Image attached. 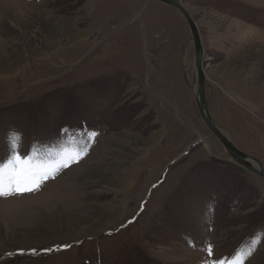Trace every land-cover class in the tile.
<instances>
[{
  "label": "rangeland",
  "instance_id": "1",
  "mask_svg": "<svg viewBox=\"0 0 264 264\" xmlns=\"http://www.w3.org/2000/svg\"><path fill=\"white\" fill-rule=\"evenodd\" d=\"M182 1L216 125L264 165V0ZM194 77L188 23L161 1L0 0V160L11 132L42 156L98 133L40 190L0 197V264H202L257 237L246 264H264V178L210 133Z\"/></svg>",
  "mask_w": 264,
  "mask_h": 264
},
{
  "label": "snow or ice",
  "instance_id": "2",
  "mask_svg": "<svg viewBox=\"0 0 264 264\" xmlns=\"http://www.w3.org/2000/svg\"><path fill=\"white\" fill-rule=\"evenodd\" d=\"M64 131L67 134L68 130ZM97 136L98 133L94 130L82 132L80 134L82 143L75 144L71 150H68V146L61 145L58 150H52L42 156L36 145H33L31 152L22 153L23 138L19 133L11 132L8 137V155L0 160V197L40 190L47 180L55 179L64 169L83 159ZM258 240V237L252 239L250 247L240 248L231 257L212 258L203 261L202 264H246L256 251ZM70 247V244L65 243L62 247L57 246L55 251ZM51 251H53L51 248L45 249V252ZM207 253L209 257H213L214 250L211 245L208 246ZM32 254L36 255L37 250L33 249ZM8 255L11 256L12 253Z\"/></svg>",
  "mask_w": 264,
  "mask_h": 264
},
{
  "label": "water",
  "instance_id": "3",
  "mask_svg": "<svg viewBox=\"0 0 264 264\" xmlns=\"http://www.w3.org/2000/svg\"><path fill=\"white\" fill-rule=\"evenodd\" d=\"M168 5H171L177 8L180 13L186 19L188 26L191 31L192 39L195 47V77L193 80V86L196 85V78H198V90L194 93L197 105L200 111V115L202 119L205 121L209 131L211 134H215V136L220 140L222 145L224 146L227 155L237 164L243 166L248 171L255 173L264 178V165L262 161L252 156L239 148H237L234 143L229 139L226 134L218 128L216 125L214 118L209 109V101L206 98V73L204 70L205 59H204V46L201 39V34L199 31V27L197 22L195 21L193 15L189 11V9L185 6L182 0H158ZM193 91V90H192ZM201 139H203L201 137Z\"/></svg>",
  "mask_w": 264,
  "mask_h": 264
},
{
  "label": "bare ground",
  "instance_id": "4",
  "mask_svg": "<svg viewBox=\"0 0 264 264\" xmlns=\"http://www.w3.org/2000/svg\"><path fill=\"white\" fill-rule=\"evenodd\" d=\"M204 59H205V53H204ZM206 79H207V76H206ZM196 80H197V85H194L193 86V89H192V87H191V89L193 90V92L194 93H196L197 92V90H198V78H196ZM205 122V121H204ZM218 128H220L219 126H218ZM221 129V128H220ZM222 130V129H221ZM223 131V130H222ZM209 144V143H208Z\"/></svg>",
  "mask_w": 264,
  "mask_h": 264
},
{
  "label": "trees",
  "instance_id": "5",
  "mask_svg": "<svg viewBox=\"0 0 264 264\" xmlns=\"http://www.w3.org/2000/svg\"><path fill=\"white\" fill-rule=\"evenodd\" d=\"M14 109H16V108H14ZM0 112H1V111H0ZM8 151H9V150H4L1 154H6V155H7Z\"/></svg>",
  "mask_w": 264,
  "mask_h": 264
}]
</instances>
